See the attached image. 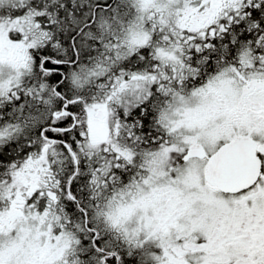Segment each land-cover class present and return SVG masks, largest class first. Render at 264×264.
I'll use <instances>...</instances> for the list:
<instances>
[{
	"label": "snow or ice",
	"instance_id": "1",
	"mask_svg": "<svg viewBox=\"0 0 264 264\" xmlns=\"http://www.w3.org/2000/svg\"><path fill=\"white\" fill-rule=\"evenodd\" d=\"M0 264H264V0H0Z\"/></svg>",
	"mask_w": 264,
	"mask_h": 264
}]
</instances>
